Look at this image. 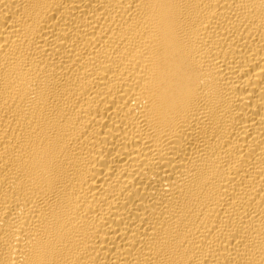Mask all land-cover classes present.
<instances>
[{
    "label": "bare ground",
    "instance_id": "1",
    "mask_svg": "<svg viewBox=\"0 0 264 264\" xmlns=\"http://www.w3.org/2000/svg\"><path fill=\"white\" fill-rule=\"evenodd\" d=\"M0 264H264V0H0Z\"/></svg>",
    "mask_w": 264,
    "mask_h": 264
}]
</instances>
